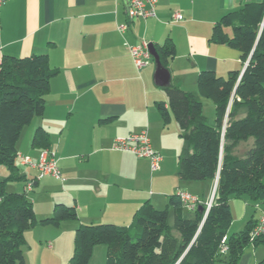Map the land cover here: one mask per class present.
<instances>
[{
    "label": "crops",
    "instance_id": "1",
    "mask_svg": "<svg viewBox=\"0 0 264 264\" xmlns=\"http://www.w3.org/2000/svg\"><path fill=\"white\" fill-rule=\"evenodd\" d=\"M261 1L156 0L155 17L145 21L128 19L126 0H8L2 5L0 60L3 56L45 54L49 66L58 71L49 81L43 116L23 128L16 144L17 154L33 164L45 150L53 152L61 174L62 180L39 179L35 168L15 159L24 178L20 180L24 182L22 192L40 188L42 193L56 194L42 204L39 215L35 212L36 218L49 217L56 204H63L74 207L78 223L126 226L143 203L149 202L155 209L168 208L169 197L181 190L207 203L215 180L178 179L179 159L186 145L170 114L166 89L176 87L192 93L202 103L203 113L204 100L196 86L198 74L208 70L226 77L245 66L239 52L210 40L213 26L226 13ZM175 14L181 19H175ZM122 24L127 30L120 34L117 26ZM226 32L230 35V30ZM142 41L156 51L167 41L173 43L175 56L164 65L169 71L168 87L154 84L153 58L140 70L134 66L125 43L135 46ZM160 103L170 114L166 126L160 118ZM37 128L47 131L48 149L32 145ZM141 130L148 132L153 149L161 156L154 172L148 159L112 148L116 138ZM235 199L240 198L230 200L229 229L237 223L241 231L248 221L259 218L264 206L253 207L260 209L254 217L247 205L240 206ZM76 226V222H61L53 230H38L41 239H48L46 247L57 253L50 261L63 263L71 256L70 232ZM243 257V264L257 261L252 262L243 252L238 264Z\"/></svg>",
    "mask_w": 264,
    "mask_h": 264
},
{
    "label": "trees",
    "instance_id": "2",
    "mask_svg": "<svg viewBox=\"0 0 264 264\" xmlns=\"http://www.w3.org/2000/svg\"><path fill=\"white\" fill-rule=\"evenodd\" d=\"M210 40L239 52L245 65L226 77L208 70L198 74L197 92L212 102L214 123H207L202 103L192 93L166 89L170 114L186 145L178 179L211 182L217 178L210 208L201 203L188 211L176 194L169 197L170 211L145 202L128 225L116 226L78 223L74 207L56 204L39 223H77L68 264H89L97 244L106 247L105 264H238L247 246L264 243V238H250L256 220L227 237L231 199L246 197L252 207L264 201V0L223 15L213 26ZM157 53L165 65L175 56L173 43L157 46ZM57 72L45 54L0 60V166L8 172L0 180V264H24V233L37 225L25 192H6L5 185L24 179L15 161L16 144L23 128L43 116L49 81ZM158 108L166 126L169 111L163 103ZM241 144L247 148L239 155L236 149ZM32 145L48 149L47 131L37 128ZM223 246L225 252H221Z\"/></svg>",
    "mask_w": 264,
    "mask_h": 264
},
{
    "label": "built area",
    "instance_id": "3",
    "mask_svg": "<svg viewBox=\"0 0 264 264\" xmlns=\"http://www.w3.org/2000/svg\"><path fill=\"white\" fill-rule=\"evenodd\" d=\"M8 0H0V7L4 5ZM127 17L129 20H142L145 21L149 18L155 17V4L156 0H127ZM175 19H181L179 14L173 16ZM127 30V25L122 24L117 26V31L123 34ZM128 47L130 57L133 61L136 69L140 70L148 66L152 57L148 50V43L142 41L140 44ZM113 150L120 152H128L141 159H148L150 161V169L152 172L159 169V162L161 161V156L156 152L148 136L146 130H141L140 132L129 134L123 138H116L112 146ZM15 159L21 165H30L35 168L39 174V177L50 176L57 180H62L59 168L57 167V162L54 157V153L45 150L41 153L39 161L33 164L29 158L22 156L21 154H16ZM215 188H213L210 200L205 203L206 210L211 206L213 196L215 193ZM28 190L31 189V185L27 187ZM177 196L181 202L183 208L188 211H193L198 205L201 204L199 199L183 190L177 193ZM264 206V201L262 202ZM251 240L264 238V211L256 220L252 231L250 232ZM226 247L223 246L221 252H225Z\"/></svg>",
    "mask_w": 264,
    "mask_h": 264
},
{
    "label": "rangeland",
    "instance_id": "4",
    "mask_svg": "<svg viewBox=\"0 0 264 264\" xmlns=\"http://www.w3.org/2000/svg\"><path fill=\"white\" fill-rule=\"evenodd\" d=\"M202 100H204V103H203L204 117L207 119V123L209 125H212L214 123V115H213L214 114V107H213V104L208 99L202 98ZM207 117H209V118H207ZM246 148H247V145L241 144L238 147V149H236V153L241 155V154H243L244 150H246ZM19 169L21 170V167H19ZM7 175L8 174L6 173V169L3 166H0V180H3ZM38 177H39V174H38ZM41 178H43V177H39V179H41ZM16 186L18 187L19 190H16L14 188ZM215 186H216V183H215ZM23 187H24V182H22V181H9V182H7V184L5 186V191L11 192V193L12 192H22ZM26 194H27L26 195L27 199L29 201H31V203L33 204L34 212H37V214L39 213V209L42 211V209H43L42 204H44L45 202L47 203V201L50 202L51 198L55 197V195H56L52 192L42 193L40 188L33 189V192H27L26 191ZM38 194L40 195V197L38 196ZM33 199H36L37 203L34 202L35 200H33ZM235 202H237L240 206H244V204L247 205L248 209L251 211V213H253L254 217L258 216L260 209H254L246 197L240 198V199H235ZM34 203H36V204L34 205ZM259 205H262V203ZM162 209H165V208L163 207V208H160L158 210H162ZM169 211H170V209H169ZM263 211H264V209H263ZM35 216H36V214H35ZM36 220H37V225L30 228L29 230H27L24 233V244L21 248L22 252H23V257H24V264H68V260L70 259V256L67 258L68 260L66 262H63V263H60L59 260H57L58 262L57 261H55V262L50 261L51 259L57 258V253L54 254L53 251H51V248L46 247V243H47L48 239H41V236H40L41 233L38 230H40V229L44 230L42 228H50V230H53L52 228H54L56 226L40 225V223H39L40 220L37 218H36ZM63 222H69L70 223L73 221H63ZM235 224L236 225L231 226V228L227 231V237L230 234L240 230V229L239 230L237 229L238 224L237 223H235ZM232 229H234V230H232ZM235 229H237V230H235ZM74 231L75 230L70 232V236H71L70 246H71L72 252H73ZM65 238L66 237H64L63 239H65ZM244 253H245V255L251 257L252 262H254V260L255 261L257 260L255 262V264H259L260 262H262L264 260V243H260L256 247H253V245L251 244L244 249ZM105 261H106V247L103 244L95 245L93 250H92V255H91L89 264H105ZM244 262H245V259L243 257L242 264ZM262 264H264V262Z\"/></svg>",
    "mask_w": 264,
    "mask_h": 264
},
{
    "label": "water",
    "instance_id": "5",
    "mask_svg": "<svg viewBox=\"0 0 264 264\" xmlns=\"http://www.w3.org/2000/svg\"><path fill=\"white\" fill-rule=\"evenodd\" d=\"M126 4H127V0H126ZM148 50L154 61V67H155L154 75H153L154 84L159 87H168L170 85L169 71L161 63L158 53L152 44L148 45ZM215 181L217 183V178L215 179Z\"/></svg>",
    "mask_w": 264,
    "mask_h": 264
}]
</instances>
